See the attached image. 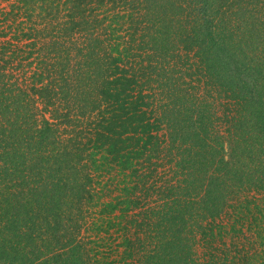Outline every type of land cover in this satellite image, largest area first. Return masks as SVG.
<instances>
[{
	"label": "trees",
	"instance_id": "1",
	"mask_svg": "<svg viewBox=\"0 0 264 264\" xmlns=\"http://www.w3.org/2000/svg\"><path fill=\"white\" fill-rule=\"evenodd\" d=\"M235 1L0 0V264H264V26Z\"/></svg>",
	"mask_w": 264,
	"mask_h": 264
},
{
	"label": "rangeland",
	"instance_id": "2",
	"mask_svg": "<svg viewBox=\"0 0 264 264\" xmlns=\"http://www.w3.org/2000/svg\"><path fill=\"white\" fill-rule=\"evenodd\" d=\"M235 3L236 4L239 3L240 5H242L243 3H245V6H246V9H245V11H246V17H249V18H251L252 13L254 12V11L252 12V10L253 9H257L254 13L255 14H256V12H258V13H257V15H254V16H256L260 20H262L263 21V26H264V0H247V1L244 0L242 2H240V0H237V1H235ZM250 6L253 7V9L251 11L248 10L250 8ZM241 14L243 15L242 8H241ZM252 19H255V18H252ZM225 110H226V112L228 111L227 108H225ZM224 127H226V126H223V128ZM230 152H231L230 149L227 147V157L230 156ZM0 199H1V196H0Z\"/></svg>",
	"mask_w": 264,
	"mask_h": 264
}]
</instances>
